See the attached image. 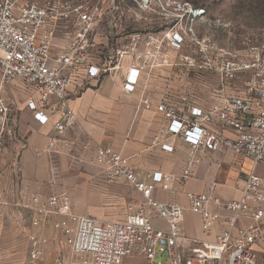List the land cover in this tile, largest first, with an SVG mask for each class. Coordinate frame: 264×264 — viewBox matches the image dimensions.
Returning <instances> with one entry per match:
<instances>
[{
    "label": "built area",
    "instance_id": "1",
    "mask_svg": "<svg viewBox=\"0 0 264 264\" xmlns=\"http://www.w3.org/2000/svg\"><path fill=\"white\" fill-rule=\"evenodd\" d=\"M203 14L179 0H0V154L19 136L15 104L5 98L19 80L31 88L26 107L34 121L49 126V151L83 160L102 169L108 182L142 194L122 220L81 216L69 194L35 191L17 167L13 205L27 234L29 264H125L130 256H143L147 264H258L264 256V176L254 171L264 165V39L236 50L207 36L188 54L187 19ZM167 68L179 71L182 83L166 84L156 109L167 123L150 149L172 151L167 142L183 140L188 157L182 180L207 154H232L253 166L232 201L212 193L188 195L206 236L200 243L208 247L196 254L181 248L191 242L182 229L185 208L155 197L156 184L170 189V175L156 172L143 180L121 154L70 135L79 126L70 106L73 86L83 91L119 77V102L130 105L143 80ZM193 73L218 78L206 109L184 81ZM151 104L145 95L139 106ZM215 186L216 180L210 190Z\"/></svg>",
    "mask_w": 264,
    "mask_h": 264
},
{
    "label": "crops",
    "instance_id": "2",
    "mask_svg": "<svg viewBox=\"0 0 264 264\" xmlns=\"http://www.w3.org/2000/svg\"><path fill=\"white\" fill-rule=\"evenodd\" d=\"M157 71L159 72L147 82L146 78L143 80L130 105L119 102L121 93L119 77L105 80L101 85L83 91H78L77 87L73 86L70 106L78 116L79 126L70 135L73 138L81 136L95 145L121 154L128 159L129 164L143 180L150 181V176L156 172L170 175L173 178L170 189L164 190L160 184H156L155 197L160 202L176 203L185 208L182 229L184 237L191 242H181V248H185L187 254H196L208 247L200 243L201 240L206 239V236L202 230L201 217L189 209L188 195L212 193L224 201H232L238 198L241 186L253 172V166L250 161L232 154L227 156L207 154L194 168L191 176L187 180H182L188 157V146L183 140L177 138L169 140L167 143L174 147L172 151L161 148L150 149L151 139L167 123L164 116L156 109L166 84L182 83L171 68ZM147 85L149 89H146ZM30 90V87L17 80L5 91V98L15 104L19 136L15 141L8 143L0 154V204L3 208L0 216L3 220L13 222L14 233L17 232L26 242L27 234L23 227H18L16 221L18 214L13 205V189L19 177L17 167L20 166L23 182L44 195H50L58 184L69 182V188H74L75 183L94 177L99 188L110 192V194L106 193L105 199L98 195L95 199L102 203L105 200L109 205L117 197L112 190L122 185L104 181L105 172L100 168L83 160L48 150L49 126H39L34 121L32 112L26 107ZM190 90L192 92V89ZM195 90L201 95L197 99L198 106L205 109L210 107L213 103L210 98L211 91L198 86ZM145 95L151 97L152 104L148 107L139 106L140 99ZM198 100L202 101L198 102ZM217 162L222 163L220 169L216 167ZM254 171L264 176V165L257 166ZM215 180L216 186L210 190V184ZM130 188L136 192H134L136 200H142V194L133 187ZM73 195L76 201L74 209L79 210L81 216L104 219L103 217L111 214L107 213L106 209H92L89 206L91 201H88L87 196L84 195L82 200L76 198V191ZM117 216L121 217L118 214L114 217ZM115 219L122 220V218L108 220ZM153 223L158 228H167L165 222L153 220ZM243 224L244 222H241V225ZM262 226L264 227V220ZM25 262H28V257ZM25 262L22 263L26 264ZM125 264H147V260L143 256H130L126 258Z\"/></svg>",
    "mask_w": 264,
    "mask_h": 264
},
{
    "label": "rangeland",
    "instance_id": "3",
    "mask_svg": "<svg viewBox=\"0 0 264 264\" xmlns=\"http://www.w3.org/2000/svg\"><path fill=\"white\" fill-rule=\"evenodd\" d=\"M186 3L193 10L203 11V15L197 18L187 19V31L185 49L188 54H193L195 49V41L203 37H212L217 40L221 47L229 49H244L251 44L261 42L264 39V0H179ZM177 54L172 51V56ZM177 74L179 71L176 72ZM187 81L194 93L196 87L202 82L205 90H211L218 85L216 76L206 74L198 77L191 74ZM207 96V94H205ZM104 181H109L108 177H104ZM76 187L69 188V182L56 184L52 193H67L74 201L73 192L76 191L77 199L84 200L83 196H87L90 207L92 209H106L109 216L103 217L105 220L114 218H124L126 207L137 198L135 191L126 186L120 185L112 192L117 194L115 201L111 204L103 203L95 196L105 197L110 194L109 191L99 188L94 177L87 178L85 181L75 183ZM78 184V187H77ZM55 185V184H54ZM109 192V193H108ZM111 192V193H112ZM135 192V193H134ZM107 193V194H106ZM2 205L0 204V213ZM75 213L81 215L79 210ZM121 215V217L116 215ZM58 229V226H57ZM13 230V231H12ZM18 231V229H17ZM262 256V255H261ZM28 257V240L14 233L13 222L3 220L0 216V264H23ZM167 264V259H164ZM26 263V262H25ZM26 264H29L27 262ZM258 264H264V256H262Z\"/></svg>",
    "mask_w": 264,
    "mask_h": 264
},
{
    "label": "bare ground",
    "instance_id": "4",
    "mask_svg": "<svg viewBox=\"0 0 264 264\" xmlns=\"http://www.w3.org/2000/svg\"><path fill=\"white\" fill-rule=\"evenodd\" d=\"M195 14H197V16L200 15V13H198V12H195Z\"/></svg>",
    "mask_w": 264,
    "mask_h": 264
}]
</instances>
